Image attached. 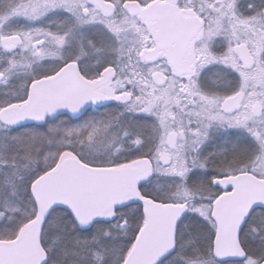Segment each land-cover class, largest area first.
<instances>
[{
    "label": "snow or ice",
    "instance_id": "obj_1",
    "mask_svg": "<svg viewBox=\"0 0 264 264\" xmlns=\"http://www.w3.org/2000/svg\"><path fill=\"white\" fill-rule=\"evenodd\" d=\"M0 264H264V0H0Z\"/></svg>",
    "mask_w": 264,
    "mask_h": 264
}]
</instances>
